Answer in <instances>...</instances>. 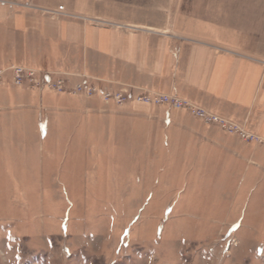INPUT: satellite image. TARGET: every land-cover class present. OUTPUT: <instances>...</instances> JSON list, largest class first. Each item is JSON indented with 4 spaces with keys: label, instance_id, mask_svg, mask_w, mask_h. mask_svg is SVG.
Instances as JSON below:
<instances>
[{
    "label": "rangeland",
    "instance_id": "rangeland-1",
    "mask_svg": "<svg viewBox=\"0 0 264 264\" xmlns=\"http://www.w3.org/2000/svg\"><path fill=\"white\" fill-rule=\"evenodd\" d=\"M169 1L98 6L162 27ZM97 97L43 118L38 104L0 111V264H264L262 146L207 124V139L185 136L132 111L166 105Z\"/></svg>",
    "mask_w": 264,
    "mask_h": 264
},
{
    "label": "crops",
    "instance_id": "crops-1",
    "mask_svg": "<svg viewBox=\"0 0 264 264\" xmlns=\"http://www.w3.org/2000/svg\"><path fill=\"white\" fill-rule=\"evenodd\" d=\"M61 1L0 0V69L30 67L42 79H62L66 88L57 92L8 80L0 89V111L19 113L38 104L43 118L44 107L63 110L82 103L84 95L72 90L93 83L175 94L264 137V0H231L229 6L227 0H170L162 5L170 10L167 18L154 23L162 27L101 11V0H92V6L65 0L63 12L76 17L44 11L58 10ZM91 17L102 22L86 19ZM133 108L165 129L185 136L204 133L207 139V125L186 111ZM213 127L210 137L221 130ZM240 151L243 158L245 150ZM252 152L264 172V148Z\"/></svg>",
    "mask_w": 264,
    "mask_h": 264
},
{
    "label": "built area",
    "instance_id": "built-area-1",
    "mask_svg": "<svg viewBox=\"0 0 264 264\" xmlns=\"http://www.w3.org/2000/svg\"><path fill=\"white\" fill-rule=\"evenodd\" d=\"M45 12L57 15L64 13L69 16L76 17V15L69 14L64 11V6H59L58 10L44 9ZM94 22H102L95 18H86ZM8 80L14 86H29L37 87L38 89L49 88L52 90L65 91V84L62 79L45 80L40 78V74L36 69L25 67L21 65H12L5 69H0V89L3 88ZM76 94H98L106 100H115L118 103L124 101H132L137 103L149 105H166L176 110H182L190 113L194 117L203 121L207 125L215 126L225 131L226 133L236 135L243 140L253 142L264 147V137L257 135L254 132L247 130L242 124H239L231 119L212 113L197 104L179 97L175 94H164L159 92L138 91L136 93L126 92L123 90L100 88L93 83H79L73 89Z\"/></svg>",
    "mask_w": 264,
    "mask_h": 264
}]
</instances>
